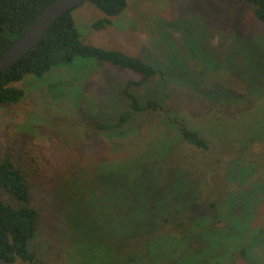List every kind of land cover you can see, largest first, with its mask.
<instances>
[{
	"label": "rangeland",
	"instance_id": "rangeland-1",
	"mask_svg": "<svg viewBox=\"0 0 264 264\" xmlns=\"http://www.w3.org/2000/svg\"><path fill=\"white\" fill-rule=\"evenodd\" d=\"M72 13L84 43L164 71L130 88L159 108L96 127L117 120L122 89L139 76L89 57L18 83L22 100L0 105V159L9 154L31 183L40 216L29 248L43 264H264V26L254 6L128 0L102 29L90 3Z\"/></svg>",
	"mask_w": 264,
	"mask_h": 264
},
{
	"label": "trees",
	"instance_id": "trees-1",
	"mask_svg": "<svg viewBox=\"0 0 264 264\" xmlns=\"http://www.w3.org/2000/svg\"><path fill=\"white\" fill-rule=\"evenodd\" d=\"M53 0H0V53L9 47L31 24L35 16ZM254 6L255 17L264 26V0H246ZM104 16L94 20L91 26L102 29L112 23V17L121 14L128 0H85ZM58 16L45 37L16 62L0 72V105L17 104L25 96V89L18 85L26 75L42 76L53 67L72 62L76 57L94 58L99 63H109L120 70H131L139 76L129 80L122 89L128 100L127 108L118 113L114 123H97L99 129H120L136 113L159 108L154 100L139 102L130 88L141 85L151 77L164 76L160 67L125 52L84 43L73 16V10ZM185 140L197 147L206 148L207 142L196 130L181 125ZM10 194L19 205L7 202L3 193ZM31 183L23 170L16 166L9 154L0 159V260L14 263L43 264L29 248V241L39 228V212L30 205Z\"/></svg>",
	"mask_w": 264,
	"mask_h": 264
},
{
	"label": "water",
	"instance_id": "water-1",
	"mask_svg": "<svg viewBox=\"0 0 264 264\" xmlns=\"http://www.w3.org/2000/svg\"><path fill=\"white\" fill-rule=\"evenodd\" d=\"M85 0H53L33 19L28 28L9 47L0 53V72L16 62L43 39L55 19Z\"/></svg>",
	"mask_w": 264,
	"mask_h": 264
}]
</instances>
